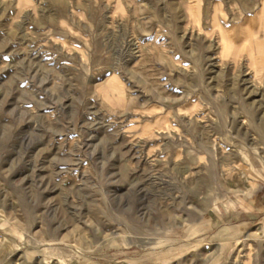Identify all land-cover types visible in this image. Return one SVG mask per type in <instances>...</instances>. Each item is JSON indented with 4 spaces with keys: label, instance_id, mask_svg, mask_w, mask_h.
<instances>
[{
    "label": "rangeland",
    "instance_id": "1",
    "mask_svg": "<svg viewBox=\"0 0 264 264\" xmlns=\"http://www.w3.org/2000/svg\"><path fill=\"white\" fill-rule=\"evenodd\" d=\"M261 186L264 0H0V264H264L185 234Z\"/></svg>",
    "mask_w": 264,
    "mask_h": 264
},
{
    "label": "crops",
    "instance_id": "2",
    "mask_svg": "<svg viewBox=\"0 0 264 264\" xmlns=\"http://www.w3.org/2000/svg\"><path fill=\"white\" fill-rule=\"evenodd\" d=\"M264 219V186L247 195L243 193L230 199L212 203L200 217L190 223L188 232L213 244L240 238L250 227ZM197 229V233H190Z\"/></svg>",
    "mask_w": 264,
    "mask_h": 264
}]
</instances>
